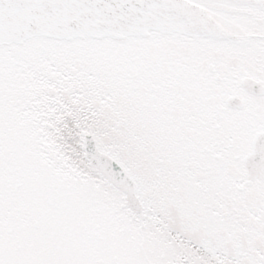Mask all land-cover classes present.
<instances>
[{"label": "snow or ice", "instance_id": "6c2138e0", "mask_svg": "<svg viewBox=\"0 0 264 264\" xmlns=\"http://www.w3.org/2000/svg\"><path fill=\"white\" fill-rule=\"evenodd\" d=\"M0 264H264V0H0Z\"/></svg>", "mask_w": 264, "mask_h": 264}]
</instances>
